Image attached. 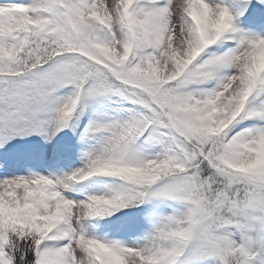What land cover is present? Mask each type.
Segmentation results:
<instances>
[{
  "label": "snow or ice",
  "instance_id": "obj_1",
  "mask_svg": "<svg viewBox=\"0 0 264 264\" xmlns=\"http://www.w3.org/2000/svg\"><path fill=\"white\" fill-rule=\"evenodd\" d=\"M0 264H264V0H0Z\"/></svg>",
  "mask_w": 264,
  "mask_h": 264
}]
</instances>
